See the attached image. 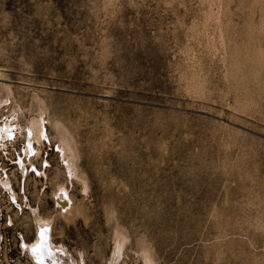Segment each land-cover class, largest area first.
Listing matches in <instances>:
<instances>
[{"label": "rangeland", "instance_id": "obj_1", "mask_svg": "<svg viewBox=\"0 0 264 264\" xmlns=\"http://www.w3.org/2000/svg\"><path fill=\"white\" fill-rule=\"evenodd\" d=\"M0 83L21 126L0 150V264H32L28 207L79 264H107L117 234L118 264H264V0H0ZM39 117L43 175L23 180Z\"/></svg>", "mask_w": 264, "mask_h": 264}, {"label": "bare ground", "instance_id": "obj_2", "mask_svg": "<svg viewBox=\"0 0 264 264\" xmlns=\"http://www.w3.org/2000/svg\"><path fill=\"white\" fill-rule=\"evenodd\" d=\"M1 101L3 102V100ZM17 126L19 125H13V122L9 118H5L3 121H0V150H4L7 145L6 143L11 142L13 140L16 134ZM19 127H17L18 130L20 129ZM24 130L25 145L22 150L24 156L18 157L16 162L17 169L20 172V175L23 180L26 178L29 170L30 172H33L35 176L42 177L43 171L41 169H37V167L31 162V158L34 156L38 157L40 154L38 148H36L34 144L40 145L43 141L49 142L43 119L39 117L38 119L30 121V123L26 126ZM56 150L59 153L60 160L62 162L68 181H71L72 179H77L78 169L75 164V155L67 140L60 137V140L58 141L56 146ZM44 163H46V161L42 159L41 166ZM0 186L8 192L11 201L17 204L15 192L10 187V182L8 181L7 177H3L0 179ZM52 196L54 204L56 208L60 211V213L64 214L67 212L69 213L71 211L73 207V200L68 190L64 186H58L57 190L53 193ZM16 208L21 209V205L19 204L18 206H16ZM28 209L30 219L34 228V238L30 242H26L24 239H22L21 245L25 246H21V250L25 252L27 257L30 259L31 263L37 264V255H34L31 249L34 244L40 243L38 233L41 229H47V231L44 233L45 240L43 242V248H41L38 253V255L43 259V264H79L78 261L73 257V255L68 251V249L64 245L56 244L52 240V220L42 218L39 214L38 208L28 207ZM9 223H11V220H9ZM118 235L119 234H117L114 250L107 264H118L119 262L124 239H121V237ZM143 255L144 264H154L148 253H143Z\"/></svg>", "mask_w": 264, "mask_h": 264}, {"label": "snow or ice", "instance_id": "obj_3", "mask_svg": "<svg viewBox=\"0 0 264 264\" xmlns=\"http://www.w3.org/2000/svg\"><path fill=\"white\" fill-rule=\"evenodd\" d=\"M46 231H47V229H41L39 231L38 235H39L40 243L34 244L32 246V249H31V251L33 252V254L34 255H37V264H43V259L38 255V253H39L40 249L43 248V242L45 240L44 233ZM21 246L24 247L25 245H21Z\"/></svg>", "mask_w": 264, "mask_h": 264}]
</instances>
